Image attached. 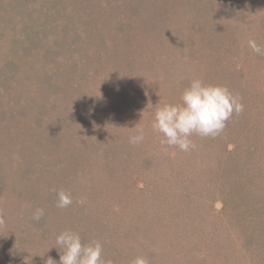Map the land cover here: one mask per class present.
Segmentation results:
<instances>
[{"label": "rangeland", "instance_id": "1", "mask_svg": "<svg viewBox=\"0 0 264 264\" xmlns=\"http://www.w3.org/2000/svg\"><path fill=\"white\" fill-rule=\"evenodd\" d=\"M39 1L27 0L22 10L36 7ZM2 2L0 0V4ZM179 5L182 11L172 13L170 9L178 12ZM5 10L4 7H0L1 13H5ZM92 10L105 17L103 1L93 6ZM156 10L160 12V15L166 12L165 23L170 21L169 25H172L169 28V31H172L171 39L160 32L159 18L154 17L157 15H155ZM143 12L149 15L145 17ZM139 13L142 22L137 28L143 27L147 35L139 41L131 53L135 50L144 53L142 56L145 59L141 61L145 65L142 66L143 69L149 67L148 62L157 63V58L160 59V69L171 64L169 59L162 54L170 52L172 45L177 48L178 53H181V61L176 65L174 62L170 65L176 72L169 73L167 80L165 78L162 81L161 85L164 83V87L161 88L165 92L162 93L163 95L166 97L179 95V100H181L183 83L178 84L177 79L184 74L183 79L189 82L193 79H200L205 84L226 86L240 98L244 105L243 112L238 115L234 113L227 121L223 132L215 138L193 134L191 138L196 142H193L195 148L192 150L187 152L180 150V153L174 154L173 151L179 148L166 146L167 151L160 152L159 165L156 164L151 174L146 173L147 169H140L143 170L142 175L146 176L153 185L151 192L144 190V187L141 188L143 192H140L138 188L134 189L136 169L129 168L130 165H127L124 157L121 161L118 158L110 162L103 161L102 153L84 156L81 152L71 157L69 153L63 151L58 154L59 158L53 163L51 173H38L35 177L36 184L40 190H45V193L57 194L60 190H64L71 194L73 203L67 208H62L63 214L60 220L57 219L58 225L63 230L64 227L67 230L76 226L79 228L80 235L87 236L90 241L101 242L97 238L99 236L106 238L104 243L101 242L103 257L105 260H111L112 264H131V261L138 255L130 250V245L134 247L136 253L145 257L149 264H264V56L252 52L247 43L249 39H254L261 47H264V0H141ZM96 19L99 20L100 17ZM6 20L4 17L0 27V43L4 41L2 39L4 35L12 39H16L13 36H18L17 28L6 23ZM176 30L177 35L173 40L172 35ZM119 39L120 45L124 46L127 40L121 37ZM177 39L181 43L177 42ZM2 45H0V51H4L3 53L10 50L11 45L7 49L5 44ZM129 45L133 47L135 44L132 42ZM16 49L13 47V51ZM112 52L114 50L105 53V58H103L105 62L113 59L114 53ZM183 52L193 56L183 61ZM124 62L127 60L123 55L120 64ZM36 66L41 69L33 74H27L28 71L23 67L21 73L15 78L16 81L9 86L4 85L2 81L4 76L0 75V100L3 96L11 100L17 93L23 94V100L31 108L26 111L33 116L32 121L39 119L42 122L40 128L33 129L32 127L30 132L22 123L20 115L3 123L12 133L23 132L24 137L22 138H27L31 142L39 139V134L41 136L47 134V130L52 126L57 129L55 124L59 121L56 118L62 119L69 114L65 111L69 102L65 100L75 95L67 90V78L66 80L60 79L62 83L63 81L65 83L59 96L52 94L45 85L49 67L40 66V62ZM111 66L112 64L99 68L97 71L91 70L83 76V79L78 78V74L74 73L71 80L75 89L80 81L94 83V86L98 87L101 82L104 83L102 79L107 78L108 74L114 77L116 72L109 69ZM1 67L0 59V74L2 73ZM218 73L219 75L216 76ZM144 76L145 80H148L152 74L145 73ZM156 86L159 88V85ZM8 88L12 89L8 90ZM9 102L6 101L7 104ZM40 104L44 106L43 118H39L37 113L35 115L36 108ZM55 104L52 110L51 107ZM75 106L77 105L69 106V108ZM41 122L36 126H40ZM3 130L4 127L1 126L0 131ZM236 144L240 146V150L233 166L227 150H232ZM49 147L45 149V153L47 157L54 158L57 148L55 146L49 149ZM250 148L254 152L253 148H255L256 153L250 155ZM166 153H171L172 157H167ZM72 158L79 159L80 164L86 162L85 165L90 164L91 166L89 165L88 170L83 167V170L71 171L74 170V164L71 165L72 162H70ZM112 164L116 166V170L109 175V171L106 172L104 167L111 168ZM235 169L241 170L245 180H253L258 185L254 186L253 192L257 193L254 196L259 201V212L257 214L255 211L252 212L250 219L245 217V221L237 219V217L240 219L237 210L239 202L225 206L224 196L228 191L235 190V181H233ZM124 170L128 171V175ZM71 173L72 175L76 173L78 181L75 182V187L67 182V185L64 184L65 178ZM181 174L183 177H180ZM61 180H63L62 183ZM111 183H115L114 191H109ZM107 185L108 190L105 189ZM124 187H127L126 191L121 190ZM74 188H76L75 191ZM187 192L192 193L198 200L196 209L199 210V215L197 218L202 224L198 223L200 229L191 228V234L189 233V236L182 239L177 231L182 230L190 218H186V213L189 212V208L186 207L188 206ZM4 200L0 203V264H31L28 255L26 256L23 251L15 250L19 246V236L14 235L10 228L12 224L22 219L19 216L20 212L17 209H9V202L4 203ZM79 200H83L84 203H77ZM133 203L136 204V212H141L143 224L155 230L156 235L147 239L145 244H139L135 239L125 240L123 243L122 239L129 237L123 236L122 238V233L118 237L117 231H114L118 225L115 219L117 212L124 210L122 218L130 222L131 215H128L131 212L127 211V205L129 207ZM140 205L143 207L142 210ZM79 207L84 210V218L81 222H76L74 218L78 216L73 211ZM225 211L229 213L228 216H225ZM209 212L212 213L211 216ZM69 214L73 216L71 219L76 223L65 222L66 219H70ZM97 219L99 223L101 220L109 221L105 222L107 228L102 235L96 233L97 225L94 222H97ZM243 230L245 233H241ZM140 234L137 235L138 239L143 238ZM8 238L12 239L10 244L7 242ZM115 239L118 240L115 241ZM28 244L36 245L32 241ZM55 247L56 244L53 243H50L47 249L39 247L38 257L42 264L50 254L53 255L52 259L59 262L60 253ZM128 252L133 255H126Z\"/></svg>", "mask_w": 264, "mask_h": 264}, {"label": "trees", "instance_id": "2", "mask_svg": "<svg viewBox=\"0 0 264 264\" xmlns=\"http://www.w3.org/2000/svg\"><path fill=\"white\" fill-rule=\"evenodd\" d=\"M2 1L0 7H4L6 10L5 13L0 12V27L5 17L7 19L6 23L14 25L18 31L16 32L18 36H13L16 39L6 38V35H4L2 37L4 41L0 43V45L5 44L6 49L11 45L8 52L3 53L4 51H0L2 61V73L0 75L4 76V80H2L4 85L13 84L23 67L28 71L27 74L38 72L41 68L37 67L36 64L40 62V66L49 67L45 85L52 94L59 96L65 83L64 81L62 83L60 79L66 80V78L68 79L67 90L75 93L72 98L67 97L68 100H65L69 102L65 110L69 114H66V117L62 119L56 118L59 121L55 124L58 130L51 125L52 127L50 126L51 129L47 130V134L43 136L39 134V139L36 138L37 140L33 142L27 138H22L24 137L23 132L12 133L3 125L6 121L20 115L22 123L29 132L32 127L33 129L41 127L42 122L39 119L32 121L33 116L28 114L29 111H26L31 108L23 100L24 95L17 93L11 100H7L5 96L0 100V129L1 126L4 127V130L0 131V203L5 198L4 203L9 202V209H17L20 212V218H22L20 222L12 224L10 227L14 232L13 234L19 236V246L15 250L23 251L26 256L28 255L31 264H42L38 257L37 250H39V247L47 249L50 243L55 245L57 235L66 229L65 227L64 230L61 229L57 223V219L60 220V216L63 214L62 208L56 206L57 194L45 193V190H40L35 177L38 173H51L53 163L59 158L58 154L63 151L69 153L68 155L71 157L76 156L77 153L81 154V152L84 156L102 153L103 161L108 160L110 162L117 158L121 161L124 157L127 165H130L129 168L136 169L134 189L138 188L140 192H143L141 188L144 187V190L151 192L153 185L146 176L142 175L143 170L147 169L146 173L151 174L155 170L156 164L160 162V152L165 153L167 151V147L161 145L162 134L155 132L151 127L153 114L157 103L163 105L165 103L179 104L181 102L179 95L174 94V96L166 97L162 94L165 92L161 88L164 87V83L161 84L165 78L167 80V75L176 72L170 65L173 62L176 65L177 62L181 61V53H178L177 48L172 45L170 52L162 54L169 59L171 64L165 66L164 69H160V59L157 58V63L153 62L151 64V62H148L147 66L149 67L142 68V66H145L141 62L145 59L142 56L144 53L136 50L131 53V50L135 49L139 41H142L147 35L143 27L137 28L142 22L139 15L142 12L139 13L141 0H40L36 7H30L29 10H22L27 0ZM37 1L34 0V2ZM101 1L105 6V17L102 14H96L92 10L93 6ZM30 5H32L31 2ZM170 10L174 14L182 11L180 5L177 9L178 12H175L174 9ZM157 11L155 13L157 15L154 17L158 16L159 18L160 32L170 38L172 31H169V28L172 25H169L170 21L165 23L166 12L160 15V12ZM148 15L149 13L143 12V16L147 17ZM99 17L100 19L97 20L96 18ZM176 33L177 30L172 35L174 36L173 40H175ZM119 37L127 40L124 46L120 45ZM177 40L181 43L179 39ZM132 42L135 44L133 47L129 45ZM13 47L17 49L13 51ZM109 50H114L112 52L114 56L112 60L110 59L111 61L105 62L103 58ZM123 55L126 56L127 62L120 64ZM192 56L183 52L182 60L185 61ZM110 64L112 66L109 69L116 72L114 77L108 74L107 78L102 79L104 83L101 82L98 87H95L94 83L80 81L75 89V85L71 80L74 73L78 74V78L83 79V76L87 75L89 71H97L99 68L108 67ZM145 73H151L152 77L145 80ZM218 75L219 73L216 76ZM183 77L184 74H181L180 79H177L179 80L178 84L183 83L181 94L190 83ZM156 85H159V88ZM11 89L8 88V90ZM6 101L10 102L7 104ZM74 105L78 107L69 108V106ZM55 106L56 104L52 107L50 105L52 110ZM43 111L44 106L40 104L36 108L35 115L37 113L39 118H43ZM141 121L143 122L141 123ZM40 122V126H36ZM136 125L135 129H131ZM140 129H143V141L135 145L129 143V137L138 134ZM191 140L196 142L193 138ZM55 146L57 148L56 156L54 158L47 157L46 148L49 147L50 149ZM253 149L255 152L251 148L249 149L250 155L256 153V149ZM239 150L240 146L238 144L232 150H227L233 166L238 159ZM173 152L178 154L180 149ZM165 155L172 157L171 153ZM39 161L45 165L42 166ZM48 161L52 162L49 163ZM70 162H72L71 165L74 164V170H71L74 172L83 170V167L88 170L90 165H85L86 162L80 164L77 158L70 159ZM102 165L104 164L102 163ZM40 167H43V169ZM104 168L106 172L109 171V175L116 170L114 164L111 165V168L108 166ZM141 168L143 170H140ZM125 172L128 175V171ZM192 172L196 173V171ZM72 173L65 178L64 184L67 185V182L75 187V182L78 180L76 179V173L73 175ZM233 173H235L233 180L235 181V190L228 191L224 196L226 198L225 206L228 207L230 204L234 205V203L239 202V209L237 208V210L240 219L238 217L237 219L245 221L246 218L250 219L252 212L255 211V214L259 212V201L254 196L257 193L253 192L254 186L258 185L253 180H245L240 169H235ZM180 177H183V174ZM229 181L231 182V180ZM62 182L63 180H61ZM114 185L115 183L109 185V191H114ZM105 189L108 190V185ZM80 190L83 192L82 189ZM121 190L126 191L127 187ZM186 198L188 204L186 207L189 208L186 218H190L185 227L177 231L182 239L189 236V233L191 234V228L197 229L198 227L200 229L198 223L202 224L200 219L197 218L199 215V210L196 209V206H198L197 198L189 192H187ZM123 202L125 203V201ZM38 208H43L45 212V216L40 221L33 219V214ZM127 208V211L131 212L128 215H131L130 222L122 218L124 210L117 212L115 219L118 221V225L115 228H118V230L115 229L114 231H117L118 237L120 233L123 234L122 238L129 237L122 239L123 243L125 240L135 239L137 243L145 244L147 239L156 235L154 234L155 230L150 226H147L150 227L147 228L143 224L141 212H136V204H130L129 207L127 205ZM140 208L142 210L143 207L140 205ZM210 210L212 211V208ZM73 212L78 216L74 220L81 222L84 218L82 207ZM211 215L212 213L209 212V216ZM228 215L229 213L225 211V216ZM69 218L65 220L66 223L71 221L76 223L71 219L73 216H70V214ZM194 221L196 222L194 223ZM105 222L109 221L101 220L99 223L97 219V222H94L97 225L96 233L101 235L104 233L107 228ZM71 230L80 234L79 228H76V226L71 227ZM243 232L244 230L241 231V233ZM138 234L142 235L143 238L138 239ZM81 238L85 243L90 242L87 236L82 235ZM97 238L102 243L106 241L103 236ZM11 241L12 239L8 238V244ZM29 241L36 245H29ZM34 246L37 247L33 249ZM129 248L136 255L141 256L135 252L133 246L130 245ZM126 255L133 254L128 252ZM49 257L53 258V255L50 254ZM46 261L44 264H46Z\"/></svg>", "mask_w": 264, "mask_h": 264}, {"label": "clouds", "instance_id": "3", "mask_svg": "<svg viewBox=\"0 0 264 264\" xmlns=\"http://www.w3.org/2000/svg\"><path fill=\"white\" fill-rule=\"evenodd\" d=\"M248 47L257 55L264 56V47L254 39L248 40ZM244 105L226 86L205 84L193 79L182 91L179 104H156L152 129L162 134V146L178 147L181 151L194 148L191 137L220 135L233 114H240ZM137 125L131 129H135ZM143 129L129 137V143L135 145L143 141ZM73 203L70 193L60 190L57 193L56 206L67 208ZM83 204V200L77 201ZM45 216L43 208H38L33 219L40 221ZM56 247L60 253L59 262L49 257L46 264H112L103 257V245L97 240L85 243L78 232L71 229L62 231L56 237ZM131 264H149L143 256H137Z\"/></svg>", "mask_w": 264, "mask_h": 264}]
</instances>
